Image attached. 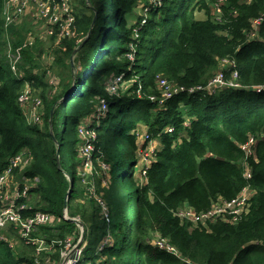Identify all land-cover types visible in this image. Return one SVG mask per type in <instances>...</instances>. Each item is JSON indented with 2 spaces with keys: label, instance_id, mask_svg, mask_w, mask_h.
Masks as SVG:
<instances>
[{
  "label": "trees",
  "instance_id": "16d2710c",
  "mask_svg": "<svg viewBox=\"0 0 264 264\" xmlns=\"http://www.w3.org/2000/svg\"><path fill=\"white\" fill-rule=\"evenodd\" d=\"M72 5L74 35L47 37L56 41L47 52L33 25L0 0V169L8 157L25 152L29 164L22 172L29 182L37 177L28 190L27 214L43 211L56 218L40 234L60 239L78 231L62 216L70 189L68 215L79 216L85 228L83 264H264V90L253 89L264 84V0ZM140 8L145 15L137 13ZM223 59L232 65L219 66ZM218 72L238 86L183 91L159 107L149 99L161 95L157 76L188 88L205 86ZM120 73L117 93H108L110 76ZM25 89L43 106L39 121L29 120L18 103ZM101 98L108 110L88 123L96 137L86 173L78 126ZM139 125L148 128L155 146L142 182L134 178L147 143L135 133ZM250 136L255 142L247 154L242 145ZM83 184L91 197L80 201ZM243 188L253 194L235 221L193 223L180 215L186 206L207 212ZM155 235L173 251L151 242ZM28 251L20 243L13 250L0 242V264H36Z\"/></svg>",
  "mask_w": 264,
  "mask_h": 264
},
{
  "label": "built area",
  "instance_id": "2783aa9c",
  "mask_svg": "<svg viewBox=\"0 0 264 264\" xmlns=\"http://www.w3.org/2000/svg\"><path fill=\"white\" fill-rule=\"evenodd\" d=\"M149 1L154 2L155 0ZM29 3H33L36 6V10H34L36 14H30L28 9ZM4 8L12 11L16 16H19V18H22L25 14L30 15V24L33 25L34 30L38 31L39 29L36 28V25L42 24L44 30L40 29V32L47 37L54 36L59 39L72 37L74 35L73 28L75 17L71 0H4ZM146 9L147 7L144 8L145 11ZM11 55L10 53L9 56ZM12 58L16 59L15 56ZM220 65L226 66L225 68H227L232 65V62L223 59L220 60ZM236 75L234 71L232 73V78H235ZM224 76L222 72L215 73L205 86L189 88L173 84V82L163 76H157L156 84L158 89L161 90V95L156 98L168 99L174 94L183 91L193 92L198 89L220 90L224 86H238L228 78H225L222 82L221 78ZM121 81L122 77L119 75L110 76L106 83V90L108 93L114 94V92L118 90ZM262 86L264 87V84ZM28 93L29 90L25 89L18 97V103L21 106L22 112H25L24 106L29 99ZM152 97L154 96H149L151 100H155ZM98 103V106L91 113V116H86L83 119L94 117L98 120L106 115L108 110L107 100L101 98ZM34 116L36 115L32 114V117ZM82 120L78 126V132L79 136L83 139L81 147V154L85 157L83 171H91L93 167V140L96 134L94 127L89 129L90 126L88 123H90V121L83 120V122ZM148 138L149 134L146 133L143 139ZM27 164H29V161L25 152L20 151L8 157L4 168L0 169V242L5 243L8 248L13 250L17 248L18 243L22 244L25 249H33L34 261L36 264L40 256H45V263L48 264H83L82 254L87 242L85 236H81L82 229L78 224H76L78 231L73 235L60 239L47 238L40 234L39 229L41 226H51L56 218L51 213L43 211H35L32 214H27V210L30 209V206L27 204L26 200L29 201L31 199L28 190L35 184L33 180L29 182L30 178L22 172ZM101 165L102 168H106L105 164L102 163ZM244 176H250L247 169L244 171ZM35 180L37 181V177L34 178V181ZM252 194V191L248 188H243L236 197L231 200L214 203L207 212L195 213L193 208L186 206L181 210L180 215L182 218L191 220L193 223L217 217H229V219L235 221L241 216L242 212L247 211L248 202ZM98 200L103 204L100 198H98ZM103 210L104 216L107 217L106 208L103 207ZM62 216L64 219L70 217L67 209H63ZM76 217L80 219L79 216ZM157 240H159V242H156ZM156 241H153V243L158 247L172 251V246L167 244L166 241L158 238ZM101 247L100 245V248ZM89 263L90 262H87V264ZM14 264H25V262H16Z\"/></svg>",
  "mask_w": 264,
  "mask_h": 264
},
{
  "label": "rangeland",
  "instance_id": "374dc122",
  "mask_svg": "<svg viewBox=\"0 0 264 264\" xmlns=\"http://www.w3.org/2000/svg\"><path fill=\"white\" fill-rule=\"evenodd\" d=\"M73 1L74 0H71V3H73ZM76 1V0H75ZM29 5V7H28V9H29V12H30V14L32 15V14H36V12L34 11V10H36V6L33 4V3H29L28 4ZM73 6V5H72ZM217 11V10H216ZM137 13L138 14H143V15H145L144 14V11L140 8V9H138L137 10ZM27 21H29V23H30V15H27V14H25L24 16H23ZM197 17L199 18V19H202V18H204L205 17V15L202 13V12H198L197 13ZM41 26V27H40ZM36 28L37 29H39L37 32H36V34L37 35H39V37L41 38V39H39L37 36H36V34H34V38L36 39H38L39 41H40V43L42 44V47L47 51V52H49L50 51V48H51V46H53V44L56 42V41H52V40H48L47 39V36H45L42 32H40V29L41 30H44V27H42V24H37L36 25ZM31 36H33V34H31ZM39 41H37V42H39ZM219 66H221V67H226V66H223V65H220L219 64ZM50 73V72H49ZM115 75V74H114ZM53 74H49V76H48V79L50 80V81H53ZM210 79L211 78H209L206 82H208V81H210ZM224 79H225V76L223 77V81H224ZM229 79V78H228ZM55 81V80H54ZM55 83H56V81H55ZM225 87H229V86H224L223 87V89L225 88ZM114 94H115V92H114ZM156 97H159V95H157V96H154V97H152L153 99H155V100H151L150 98V100L152 101V102H157V105H158V107L159 106H161V105H163L164 104V102L167 100V99H158V98H156ZM28 100H27V102L25 103V106H24V110H25V112H26V117L29 119V120H33V121H39V118L41 117V116H39L38 117V119H37V116H38V114L39 115H42L41 113L43 112V106H42V104H41V102L38 100V97H34L33 95H32V93L31 92H29L28 93ZM61 98H63V97H60L59 99H58V102H61ZM54 109H55V104L53 105V107H52V112L54 111ZM108 109V108H107ZM32 114H34V115H36V116H34V117H32ZM42 118V117H41ZM84 121H90L91 122V120H90V117L89 118H85V119H83ZM82 120V121H83ZM83 121V122H84ZM59 122H60V119H59ZM185 125L187 124L186 122L184 123ZM170 128L172 129L173 127L172 126H170ZM171 129H168L167 128V132H169ZM79 133V132H78ZM135 133H139V139L140 140H142L143 139V136L146 134V133H149V131H148V128L146 127V126H143V125H139V127L137 128V130L135 131ZM143 135V136H142ZM82 137H84V136H82ZM153 141H152V139L151 138H148L147 139V143L144 145V147L139 151V157H138V161H137V168L138 169H136V171H135V174H134V178L135 179H137V181H140V182H142L143 180H144V177H143V173H144V170H142V167H143V165L144 164H148V162H150L151 160H153L154 159V149H155V146L154 145H152L153 143H152ZM145 142H143V144H144ZM81 147H82V145H81ZM81 149V148H80ZM81 151V150H80ZM65 168L68 170L67 172H68V174L70 173V169H69V166L66 164L65 165ZM86 173H87V171H85ZM78 174L79 175H82L83 176V174H84V172H78ZM83 178V177H82ZM84 179V178H83ZM84 185V187L83 188H85L84 189V191H83V195H82V197H80V201H83L84 199H85V197H87L88 199L91 197L88 193V191H87V187L85 186V184H83ZM89 189H91V188H89ZM67 192V191H66ZM100 198V197H99ZM97 199V201H99L98 200V197L96 198ZM101 199V198H100ZM102 200V199H101ZM103 201V200H102ZM129 213H131V211H130V209H129ZM75 218H78V217H76L75 216ZM79 219V218H78ZM158 238V235H155L153 238H152V241L151 242H153V241H156V239ZM86 242H87V240H86ZM105 243L106 242H108L107 240H105L104 241ZM156 242H159V240H157ZM101 244V246H103V242H101L100 243ZM99 247H100V245H99ZM29 249H26V254H28V255H30L29 253H31V251L29 252L28 251ZM31 250V249H30ZM33 250V249H32ZM45 256H40L39 258H38V260H37V264H48V263H45V258H44ZM85 264H87V262H85ZM90 264V263H89Z\"/></svg>",
  "mask_w": 264,
  "mask_h": 264
},
{
  "label": "bare ground",
  "instance_id": "6f19581e",
  "mask_svg": "<svg viewBox=\"0 0 264 264\" xmlns=\"http://www.w3.org/2000/svg\"><path fill=\"white\" fill-rule=\"evenodd\" d=\"M262 19V17H260V18H258L257 20L260 22V20ZM14 55H11V56H9V58H12ZM115 75H119V76H121V77H124V73H120V74H115ZM221 81L223 82V77L221 78ZM183 86V85H182ZM189 88V87H188ZM253 89L255 90V91H261V90H264V87L262 86V85H257V86H253ZM117 91L118 90H116L115 91V93H117ZM98 104L99 103H97V106H98ZM95 118H90V120H94ZM168 129H171L170 127L168 128ZM254 142H255V139H254V137H252V136H250L249 137V139H248V141L245 143V144H243L242 145V149L247 153V154H251L252 153V145L254 144ZM4 168V167H3ZM247 170H248V172H249V174H250V171H249V169L248 168H246ZM245 169V170H246ZM35 178V177H34ZM69 178V177H68ZM70 179V178H69ZM33 180V182H34V179H32ZM73 222V221H72ZM73 223H75V222H73ZM76 224V223H75ZM67 236H69V235H67ZM66 236V237H67ZM172 251H173V249H172Z\"/></svg>",
  "mask_w": 264,
  "mask_h": 264
},
{
  "label": "water",
  "instance_id": "95a60500",
  "mask_svg": "<svg viewBox=\"0 0 264 264\" xmlns=\"http://www.w3.org/2000/svg\"><path fill=\"white\" fill-rule=\"evenodd\" d=\"M89 32H91V29H89ZM70 62H71V65H73L72 59L70 60ZM69 192H70V189H67V192H66V195H65V203H64L63 209H67V204L66 203H67V200H68V194H69ZM65 219L66 220H69V221H73L76 224H78L81 227V229H82L81 236L82 237L85 236V228H84V224H83V222H82L81 219H75L74 217H71V216L70 217H67Z\"/></svg>",
  "mask_w": 264,
  "mask_h": 264
}]
</instances>
